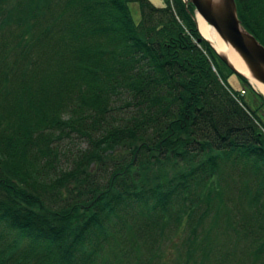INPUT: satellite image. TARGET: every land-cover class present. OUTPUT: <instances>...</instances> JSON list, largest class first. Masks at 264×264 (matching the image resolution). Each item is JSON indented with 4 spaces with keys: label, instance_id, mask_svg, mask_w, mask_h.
Returning a JSON list of instances; mask_svg holds the SVG:
<instances>
[{
    "label": "trees",
    "instance_id": "1",
    "mask_svg": "<svg viewBox=\"0 0 264 264\" xmlns=\"http://www.w3.org/2000/svg\"><path fill=\"white\" fill-rule=\"evenodd\" d=\"M219 62L184 0H0V264H143L170 224L264 264V122Z\"/></svg>",
    "mask_w": 264,
    "mask_h": 264
},
{
    "label": "rangeland",
    "instance_id": "2",
    "mask_svg": "<svg viewBox=\"0 0 264 264\" xmlns=\"http://www.w3.org/2000/svg\"><path fill=\"white\" fill-rule=\"evenodd\" d=\"M151 1L156 6H163L166 4V0H151ZM128 5H129L133 19L135 21H138L140 19V10H139L138 3L130 2ZM195 12L196 11L194 8V19L196 22L197 29L199 33L201 34V36L207 40L206 36H203L204 34H202V32L200 31L198 27L197 20L195 17ZM224 63L219 62V65L222 68V71L225 75V78L228 84L235 90H240L242 88L246 90L244 92L242 91V93L244 94V100L247 102V104L251 108L256 110L257 114L260 116V118L264 122V107L261 105H257L260 99H259V96L255 93L257 92L263 97L261 92H259L256 88H254L251 82H249V84L255 91L254 92L240 78L237 72L232 70V68H230L226 63L225 64ZM263 101H264V97H263ZM256 105L258 107H255ZM86 146H87V142L83 138L77 137L75 135L72 136L70 139L66 138L62 140L60 142V150H61V153L63 152L64 160L62 161L61 159L60 163L63 166V168L69 166V161L71 157L73 156L74 152H76L79 149L81 150V148H84ZM160 234H163V235L159 236V240L155 244V247L157 246L158 249L157 248L154 249L156 250L157 255L155 256L153 260L149 261L148 251H146V249L143 246V254L140 255V258H139L143 264H147V263L148 264H197L199 262L200 252L195 247L192 252L191 244L193 241L191 240V234H190V230L188 227L181 226L180 231L178 233V229H176L174 224H170ZM195 237H196L195 240L197 242L200 241L201 237L197 235ZM215 248L216 247L212 246L213 251L215 250ZM201 255L203 257L202 253ZM215 257H216V253H214V257L210 259V262L214 261Z\"/></svg>",
    "mask_w": 264,
    "mask_h": 264
},
{
    "label": "water",
    "instance_id": "3",
    "mask_svg": "<svg viewBox=\"0 0 264 264\" xmlns=\"http://www.w3.org/2000/svg\"><path fill=\"white\" fill-rule=\"evenodd\" d=\"M190 2L195 11L216 31L225 45L231 47L245 64L248 72L264 84V45L241 24L235 0H184ZM211 42L209 39H207ZM212 44V42H211ZM214 47V45L212 44ZM218 56L232 70H238L224 51L214 47ZM249 79V78H248Z\"/></svg>",
    "mask_w": 264,
    "mask_h": 264
},
{
    "label": "bare ground",
    "instance_id": "4",
    "mask_svg": "<svg viewBox=\"0 0 264 264\" xmlns=\"http://www.w3.org/2000/svg\"><path fill=\"white\" fill-rule=\"evenodd\" d=\"M195 17L200 31L202 32V34H204L203 36H206V38L212 42L216 49L224 51L227 54L228 58L231 60V62H233L234 66L248 76L249 81L251 82L253 87L256 88L259 92H261L264 97V84L250 75L245 64L239 58L236 52L231 47L224 44V42L221 40L216 31L202 18L198 11L195 12Z\"/></svg>",
    "mask_w": 264,
    "mask_h": 264
}]
</instances>
